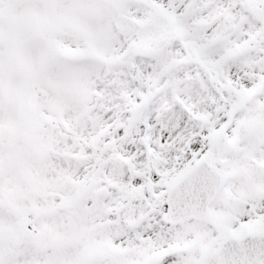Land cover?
I'll return each instance as SVG.
<instances>
[{
    "label": "snow or ice",
    "instance_id": "obj_1",
    "mask_svg": "<svg viewBox=\"0 0 264 264\" xmlns=\"http://www.w3.org/2000/svg\"><path fill=\"white\" fill-rule=\"evenodd\" d=\"M0 264H264V0H0Z\"/></svg>",
    "mask_w": 264,
    "mask_h": 264
}]
</instances>
